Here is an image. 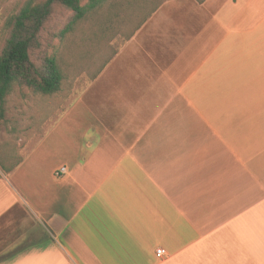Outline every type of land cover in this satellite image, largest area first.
<instances>
[{
	"label": "crops",
	"instance_id": "1",
	"mask_svg": "<svg viewBox=\"0 0 264 264\" xmlns=\"http://www.w3.org/2000/svg\"><path fill=\"white\" fill-rule=\"evenodd\" d=\"M146 12L52 113L20 98L0 264H264V0Z\"/></svg>",
	"mask_w": 264,
	"mask_h": 264
},
{
	"label": "rangeland",
	"instance_id": "2",
	"mask_svg": "<svg viewBox=\"0 0 264 264\" xmlns=\"http://www.w3.org/2000/svg\"><path fill=\"white\" fill-rule=\"evenodd\" d=\"M26 1L0 0V53L10 34L8 21L11 16L18 13ZM159 1L149 0L148 5L146 4L141 9L138 7L139 0L103 1L95 8H88L83 17L73 23L72 28L63 36L60 35V31L72 20L73 13L62 7L56 9L52 19L41 33V48L39 53L33 55V59L36 63H40L39 57L43 54L55 57L64 79L60 89L49 95L35 93L30 88L18 85H15L11 93L7 95L5 112L0 110V171L3 170L5 164L8 165L18 160V143L26 135L23 131L24 126L19 121L20 98L27 97L29 98L28 102L32 105L40 104L43 109H48L43 110L44 112L52 113L55 107L60 106L63 102L59 98H64L66 93L72 89L76 77L81 79L84 76H89V71H91L89 68L92 67L94 70V64L99 63L109 54L107 44L113 47L120 41L121 37L114 33L131 30L135 27L138 17H143L147 13L146 11ZM86 3L87 0H80L81 5H86ZM134 7L136 8L134 9ZM125 11L133 13L123 15L122 12ZM57 102L58 104H56ZM48 137L50 139L49 134L46 138ZM24 225L25 229L21 233H15L11 237L10 240L14 242H12L10 250L30 244L42 233L38 224L32 221L25 222ZM4 252L0 254L2 255Z\"/></svg>",
	"mask_w": 264,
	"mask_h": 264
},
{
	"label": "trees",
	"instance_id": "3",
	"mask_svg": "<svg viewBox=\"0 0 264 264\" xmlns=\"http://www.w3.org/2000/svg\"><path fill=\"white\" fill-rule=\"evenodd\" d=\"M103 1L107 0H87L86 5H81L80 0H27L18 13L10 17V34L0 53L1 112H5L7 95L15 85L45 95L60 89L64 76L56 58L43 54L39 57L40 63L33 59V55L39 53L41 48V33L56 9L62 7L73 13L72 20L60 31L63 36L72 28L73 23L83 17L88 8H95ZM139 1V9L149 2ZM160 2L150 8H155Z\"/></svg>",
	"mask_w": 264,
	"mask_h": 264
},
{
	"label": "built area",
	"instance_id": "4",
	"mask_svg": "<svg viewBox=\"0 0 264 264\" xmlns=\"http://www.w3.org/2000/svg\"><path fill=\"white\" fill-rule=\"evenodd\" d=\"M60 172L64 173L65 172V168L64 167L60 168ZM164 253H165L164 249H162V248H157L156 249V255L158 257L162 256Z\"/></svg>",
	"mask_w": 264,
	"mask_h": 264
}]
</instances>
